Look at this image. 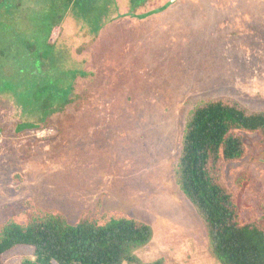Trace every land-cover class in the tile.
Masks as SVG:
<instances>
[{"label":"trees","instance_id":"16d2710c","mask_svg":"<svg viewBox=\"0 0 264 264\" xmlns=\"http://www.w3.org/2000/svg\"><path fill=\"white\" fill-rule=\"evenodd\" d=\"M43 1L49 2V6L41 5V9L34 10L49 18L43 23L48 25L43 28L47 29L43 35L27 31L20 19V23L6 19L5 27L0 22V71L1 66L8 65L14 74L11 78L0 77V97L7 98L16 110L13 121L17 124L18 137L55 128L63 139H71L73 134L81 137V129L88 133V127L96 120L113 124L119 102L120 107L125 103L137 107L134 103L140 100L138 93L143 92L139 90L142 85L158 91L162 85L154 78L159 71L166 74L174 71L167 68L169 63H172L170 68L181 70L185 49L182 41L194 35L186 55L199 41L205 42L213 29L205 20L209 9L218 5L217 0H40V3ZM232 1L236 6L231 12L236 16L234 27L252 22V15L264 18V0ZM181 3L187 6L181 10L184 13L181 21L168 19L161 25L159 21L168 6L178 12ZM19 9L22 13L30 10ZM113 26L120 30L118 38L131 39V49H139L142 41L152 50L158 44L161 55L148 49L147 57L138 65L134 63V67L143 68L144 76L133 65L127 70L106 64L108 59L100 51L101 41L106 30ZM174 26L192 31L189 36L176 34V49L152 39L158 37V30L174 29ZM56 27L61 32L53 43L51 34ZM33 35L28 44L27 37ZM15 38L20 39L19 43ZM104 44L102 50H106ZM64 45L70 59L66 68L55 67L53 62ZM167 51L173 53L164 56ZM135 55L133 52L132 58H137ZM102 111H106L103 120ZM108 118L111 119L107 121ZM261 132H264V111L251 112L229 98H212L196 104L185 126L175 171L176 185L203 221L211 253L220 264H264V190L248 198L244 192L249 185L255 187L251 181L240 184L239 179L236 190L225 176L228 163L245 158L246 136ZM153 239L152 226L129 215L91 211L71 224L60 212L44 209L28 199L0 227V264H7L4 258L17 248L33 250V260L25 264H145L137 253ZM148 264H164V261Z\"/></svg>","mask_w":264,"mask_h":264},{"label":"rangeland","instance_id":"374dc122","mask_svg":"<svg viewBox=\"0 0 264 264\" xmlns=\"http://www.w3.org/2000/svg\"><path fill=\"white\" fill-rule=\"evenodd\" d=\"M232 2L217 0L218 5L209 9L205 20L213 28L206 41H199L186 55L194 35L183 40L181 70L170 68L169 63L167 68L174 71H159L154 78L162 85L158 91L142 85L140 100L134 103L137 107H128L126 103L120 107L119 102L111 125L96 120L88 127V133L81 129L82 136L73 134L71 139H63L55 128L18 137L13 121L16 110L7 98L0 97V227L28 199L44 209L60 212L71 224L77 223L85 212H117L152 226L153 241L137 253L143 263L162 259L164 264H220L211 253L203 221L176 185L175 171L185 126L196 104L212 98H229L251 112L264 111V18L252 15V22L236 28V16L231 13L236 6ZM41 5L49 6V2L0 0V22L5 27L6 19L18 23L20 19L27 31L43 35L47 31L43 28L48 27L43 23L49 18L34 12ZM169 6L159 21L161 25L168 19L180 22L184 17L181 10L186 5L181 3L178 12ZM21 7L30 10L23 9L22 13ZM119 31L114 26L106 30L100 51L108 59L106 64L131 70L134 63L138 65L147 57L152 47H146V41H142L139 49H131V39L118 38ZM60 32V27L53 30L51 42L59 39ZM180 32L192 34L190 29L174 26L158 30V37L152 39L173 50L178 47L176 34ZM32 37L35 35L27 37L28 44ZM19 40L15 38L16 42ZM103 43L106 50H102ZM153 49L161 53L158 44ZM133 52L137 58H132ZM169 53L173 52L167 51L164 56ZM69 56L64 45L54 66L66 68ZM1 67V78L14 76L11 66ZM137 69L134 67L141 76L145 75L142 67ZM61 76L67 79L64 74ZM136 83L139 85L140 81ZM105 114L106 111L100 113L101 119ZM245 141V158L228 163L225 176L236 190L239 179L240 184L251 181L255 187L249 185L244 192L249 198L264 190V132L247 135ZM29 259L33 260L31 248H17L4 258L7 264H25Z\"/></svg>","mask_w":264,"mask_h":264}]
</instances>
